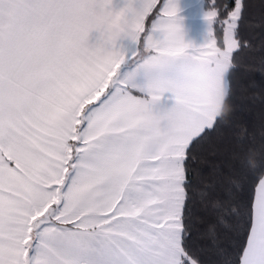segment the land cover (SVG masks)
Instances as JSON below:
<instances>
[{
  "label": "snow or ice",
  "instance_id": "1",
  "mask_svg": "<svg viewBox=\"0 0 264 264\" xmlns=\"http://www.w3.org/2000/svg\"><path fill=\"white\" fill-rule=\"evenodd\" d=\"M0 264H264V0H0Z\"/></svg>",
  "mask_w": 264,
  "mask_h": 264
},
{
  "label": "crops",
  "instance_id": "2",
  "mask_svg": "<svg viewBox=\"0 0 264 264\" xmlns=\"http://www.w3.org/2000/svg\"><path fill=\"white\" fill-rule=\"evenodd\" d=\"M185 2H189V0H185ZM195 14V9H193L189 15H194ZM189 27H190V37L194 38L197 40V42H199L200 40V33L203 31L204 25L202 21H194L192 19L189 20ZM199 29V31H197L196 29Z\"/></svg>",
  "mask_w": 264,
  "mask_h": 264
},
{
  "label": "trees",
  "instance_id": "3",
  "mask_svg": "<svg viewBox=\"0 0 264 264\" xmlns=\"http://www.w3.org/2000/svg\"><path fill=\"white\" fill-rule=\"evenodd\" d=\"M252 163H255V161L253 160Z\"/></svg>",
  "mask_w": 264,
  "mask_h": 264
},
{
  "label": "rangeland",
  "instance_id": "4",
  "mask_svg": "<svg viewBox=\"0 0 264 264\" xmlns=\"http://www.w3.org/2000/svg\"><path fill=\"white\" fill-rule=\"evenodd\" d=\"M189 35H190V32H189Z\"/></svg>",
  "mask_w": 264,
  "mask_h": 264
}]
</instances>
